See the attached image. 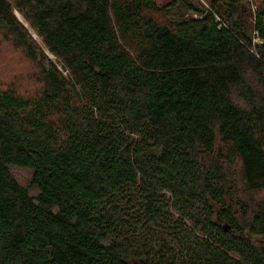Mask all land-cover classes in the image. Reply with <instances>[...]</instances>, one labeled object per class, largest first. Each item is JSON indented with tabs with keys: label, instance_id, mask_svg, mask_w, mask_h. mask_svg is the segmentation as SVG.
I'll return each instance as SVG.
<instances>
[{
	"label": "trees",
	"instance_id": "trees-1",
	"mask_svg": "<svg viewBox=\"0 0 264 264\" xmlns=\"http://www.w3.org/2000/svg\"><path fill=\"white\" fill-rule=\"evenodd\" d=\"M206 4L0 0V264H264V0Z\"/></svg>",
	"mask_w": 264,
	"mask_h": 264
},
{
	"label": "rangeland",
	"instance_id": "rangeland-1",
	"mask_svg": "<svg viewBox=\"0 0 264 264\" xmlns=\"http://www.w3.org/2000/svg\"><path fill=\"white\" fill-rule=\"evenodd\" d=\"M171 1L172 0H156L157 4L161 7L167 6V4ZM195 1H199L201 3H204L205 5H207L206 3L209 2V0ZM247 2H250V0H247ZM255 36L254 42L257 43L259 42V39ZM3 46L4 44H2V40L0 39V76L2 80L9 85H15L18 83L22 84V82H26L27 80L32 81L30 79V76L32 74H36L37 72L35 65L32 64L28 59H26L20 52H16L12 48H3V50ZM31 83L35 84L34 82ZM28 85H30V83ZM35 88L36 87H34L33 85L30 87V90L34 91ZM11 173L20 185L28 187L32 184V170L22 167H11ZM36 193L37 190L35 188H31V194L36 195Z\"/></svg>",
	"mask_w": 264,
	"mask_h": 264
}]
</instances>
